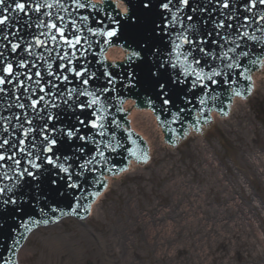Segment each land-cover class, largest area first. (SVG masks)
Returning <instances> with one entry per match:
<instances>
[{"label":"bare ground","instance_id":"6f19581e","mask_svg":"<svg viewBox=\"0 0 264 264\" xmlns=\"http://www.w3.org/2000/svg\"><path fill=\"white\" fill-rule=\"evenodd\" d=\"M262 76H264V68L258 73L257 79ZM131 117L134 126L147 135L152 143L155 139L147 129L150 124L163 138L162 131L156 125L155 116L150 111L134 109ZM209 126L212 128L213 124ZM204 149L209 151L207 147ZM213 152L216 153L217 150L210 148L211 156L196 159L203 162L202 165L193 162L197 166L192 167L187 164L184 169L174 166L173 170L169 171L168 177L164 176V181L168 179L169 182L165 184L163 190L158 189L161 188L158 186L156 194L151 193V196L144 192L131 191L124 196L123 200L126 199V202L122 204L121 209L111 206L108 209L109 213H105V223L108 226L105 225L103 228L106 230L96 231L98 232L96 237L90 239V247L99 253L103 261L101 264H142L144 261H137L136 254L143 250L139 247L140 243L145 245L148 242H151L150 250L152 249L159 257L158 264H236V258L243 260L248 257L251 262L259 261V264H264V239L257 229L258 221L264 234V214H261V208L253 202L251 195L246 193L244 184L240 182L238 176L230 180L232 166L227 164L226 168L220 167L212 156ZM246 153L250 154L249 164L258 175L253 179L262 188L264 187V153L259 152L254 146L246 150ZM132 168L134 169L135 166L132 165L130 170H133ZM125 174L116 176L115 179ZM164 193L170 195L172 200L181 201H175L174 207L178 208L174 213H169V210H164L165 208L161 206L163 202L166 203L163 199L168 202L170 200L163 197ZM155 195L159 199L158 202L149 200ZM103 197L101 195L98 198L97 205ZM240 198L244 200L241 201ZM163 210L167 211L171 218L163 219V227L151 236L149 228L152 226L148 228L145 224H152L153 214ZM177 224L183 226L185 231L189 229V232L183 236L182 228L179 227L172 235ZM142 229L145 232H141ZM34 232L21 248L19 256ZM106 233L109 234L107 238ZM248 235L251 237L250 241L247 239ZM169 236L174 240L177 239L176 241L184 239V243H189L183 245L180 242L178 245H172ZM209 241L212 243L209 244ZM249 243L253 246L254 254L246 252V245ZM158 247H160L159 251ZM87 250L89 249L78 247L73 238L63 232L55 236H46L41 248L43 255H59L57 259L49 260L48 264L80 263L84 259V253H89Z\"/></svg>","mask_w":264,"mask_h":264},{"label":"snow or ice","instance_id":"6c2138e0","mask_svg":"<svg viewBox=\"0 0 264 264\" xmlns=\"http://www.w3.org/2000/svg\"><path fill=\"white\" fill-rule=\"evenodd\" d=\"M152 3V0H141V4L143 9L149 10L150 5ZM178 3L180 6L186 8L189 6V0H178ZM5 4V0H0V6H3ZM76 8L77 9H84L88 5L85 3H81L80 0H75ZM173 4V0H166V2H162L159 7L163 9L166 12L171 13L170 21L167 23H164L162 25H156L157 28L160 29L159 34H168L171 35V32H169V29L174 28L177 24H180L181 27H183V23L178 16V12H180L182 9L181 7H178L176 11H173L170 5ZM259 4L264 5V0H259ZM223 8L227 9L229 8L228 0H223ZM45 7L51 8L53 7L52 4H46ZM91 7L93 9H96L98 6L95 4H92ZM257 7L256 0H252L251 5L246 9L247 11H252V9ZM20 12L27 15L26 12V4L23 2H15L14 6H7L4 7L3 13H0V25H6L9 22V16L4 14L7 12ZM34 11L41 12V6L39 4L36 5ZM102 11V9H101ZM193 12L196 11V9H192ZM99 14V13H98ZM127 15V10L126 13ZM60 21H63L64 17L60 16L57 18ZM83 21L87 22L89 17L88 16H82L80 17ZM187 19L191 21L193 19L192 16H188ZM231 19V18H230ZM247 20V17L245 18ZM107 20L112 25L119 26L120 21L118 19H115L111 16L107 17ZM260 21L264 22V16L260 17ZM96 23L101 25V28L93 29L91 27H87V31L93 35V36H103L107 39L104 41V43H108L111 41L113 37H116L118 34V28L117 27H110L109 24H106L103 19L96 21ZM71 28L74 30L73 36L68 37L66 35L65 27H60L56 22H50L47 24H40L37 25V27H47L49 29L55 30L56 33H58L60 40L63 42V44L67 45L70 49H76L77 46L81 45L83 37L80 35H76L75 33H78L81 31L80 26L77 24L75 20H72L70 22ZM231 27V25H228ZM216 27L223 28L224 22H219ZM41 35H45V33H41ZM209 36L212 35V33H208ZM219 35V33H217ZM244 36H248V33H243ZM7 39V37H5ZM50 39L55 42L57 40V35H51ZM249 39L256 40V37H249ZM179 41V42H177ZM170 43L172 45V51L169 53L168 58L166 60L160 61L155 65L156 71L151 72V76L154 78L155 83L159 85V88L161 91L157 93L158 98L161 99L162 105H168L170 104L171 100L168 97V93L166 91V85L169 82L167 77V67L166 65H170L172 69H177L178 67L181 69V72L176 76V82L183 84L186 82V80H181L180 75H183L185 78L188 77H194L191 81V88L196 89H208L209 85H218L220 83L219 80H217V77L227 76V73L222 72V70H218L216 68H212L209 72L205 73L203 69L197 70V67H194L193 65L199 66L201 64V60L197 59L194 56L195 52L202 53L204 57H207L209 59H222V60H229L232 61L233 58L228 55L229 52H235V48H229L228 51H225L222 56L217 57L213 52L207 51L204 47L205 44L208 43L207 40L201 39V40H193L190 39V37L184 33H177L175 35V39L170 40ZM212 43H216L213 41ZM36 44L38 46H42L44 44V41H41L39 38L36 39ZM188 46V50L184 51V46ZM91 45L89 44V48ZM239 45H237V48ZM20 48L19 44H12L11 45V51L16 52L17 49ZM26 52H28L29 55H31V45L25 49ZM88 49H84L80 52V56L84 57L86 56ZM159 48H156L153 52V55H156L159 53ZM49 55H51V50L49 52ZM173 55L175 56V60H173ZM242 57L247 58L249 53L243 52L240 54ZM3 56V53H0V57ZM57 56L60 60L65 61V63L60 64L59 67L66 71L70 72L74 78L79 79L80 84L85 86L83 88L79 87H73L71 89H67V99H63V103L69 105L70 108L75 111V109H79V114L75 116V120L79 126L76 125H70L67 128L60 127L57 128L55 125L52 127H49V122L58 119V116H54L50 109L52 108H58L60 105L52 102L50 103L48 100L45 99V96L51 97L52 101H55L58 98L63 97V92L60 90V85L57 84L55 81H62L65 83L70 82L69 76L64 75L63 73L57 75L56 73L52 72L51 69L53 65L49 63L47 65L48 76L54 77V80L47 81V84L50 85V88L46 91L44 85L41 83L40 79H37L35 81L36 86L40 93H44V95H39L38 98L33 99L31 96H29L27 99L30 101V103L27 105L28 108L32 109L34 112L37 113V116L40 120H43L44 123L39 128H32L29 127L28 129L24 130V136L27 137L30 132H38L39 136L42 137L40 141V146L37 147V145L34 143L32 147L36 149L35 153L33 151H27L25 148H19L20 153H25L28 159L26 160L27 167L21 168V160L16 159V145L11 144L8 139H4L0 141V149H5L6 146L13 149L10 154H0V161H12L14 165L16 166L15 169V175L20 179L23 180L26 177L31 178L33 180L40 179L41 176H45L47 174L46 178L49 180V182L53 185L57 184L59 181H64L67 188L72 190H78L81 188L80 180L83 177L85 180L87 179L85 176V173H92L95 172L97 169L95 168L96 164H101L102 167H106L109 165V157L106 155V151L110 152H116L118 148L123 147V145L120 143L119 140L116 138L115 132L111 134V140L108 143H105L102 139L97 140L96 136H99L101 138L107 137L109 135V125H115V127L119 128L120 124L119 122L113 117L111 120H109V111L108 107L102 102L101 96L105 93H111L112 91H115L116 84L118 82L117 76L113 71L109 70V66H105L103 72L101 75L105 78V84L110 85L111 87H102L95 91H89L87 86L89 85L90 81L96 77L95 72H90L89 68L85 65L80 68H77L74 66V60L77 56L76 51H72L71 54L68 52H64L63 55H60L57 53ZM43 59V57H40ZM191 58V60H190ZM144 57L142 56L141 51L133 50L129 53L127 60L129 64H133L136 61H142ZM206 62V61H205ZM0 63H3V60L0 59ZM35 65H33L34 67ZM19 67L26 68L28 67V64L21 60L19 62ZM112 68H115L116 65L110 66ZM228 70L238 69L241 67L240 63L236 62H230L227 63L224 66ZM163 70V71H162ZM19 73L14 72L13 64L7 63L3 68H0V93L6 92V89L3 87L5 84H12L13 79L15 77H18ZM36 77H40L41 73L37 71L35 73ZM29 80H32V76L27 77ZM135 79L134 72L127 73L126 77H121V82L125 83V86L131 87L133 85V80ZM161 81H164L161 83ZM225 82H228L225 80ZM236 81H231V83H235ZM17 83L22 86L23 82L17 80ZM55 89V91H53ZM25 91H34L30 89H25ZM99 93V94H97ZM239 95V93H237ZM73 96L76 97V99H73ZM80 97H90V99H87L86 101L80 100ZM17 101L20 100V97H16ZM71 101V103H69ZM205 101L203 99L200 100V103L203 104ZM148 103H153L152 100H148ZM42 105V106H41ZM17 107L24 109L26 107L25 103H18L16 105ZM89 110H91L89 112ZM183 111V109H181ZM41 112H44V115H40ZM83 117V118H81ZM179 119V113H176L173 115V122ZM27 123L29 125L33 124V120L29 119L27 120ZM21 127H23L21 125ZM82 129H92L96 130L95 135H85L82 133ZM7 131V129H5ZM57 135H60L64 137L65 141H81L83 142L81 146L76 149V152L80 155H74V156H68V155H57V151L60 149L58 148V139ZM35 140L36 138L33 137ZM95 144L96 145V151L95 155H92L91 158L85 159L82 163L77 164L76 162L82 159V156L85 152V145L86 144ZM135 143V141H133ZM19 144L23 145L25 144V140H20ZM62 147V145H61ZM129 155L136 156V151L129 149ZM140 158V157H138ZM143 162H147V155L145 154L143 157ZM74 165H76L74 167ZM4 165H0V167H3ZM91 166V167H90ZM77 168L80 169V171H77ZM108 171H112V167L107 168ZM3 178L6 180L12 179L11 176L7 174V172L4 173ZM13 192V187H7L5 189L4 187H0V195H2L5 191ZM77 200H79V197H76ZM3 203L5 205L12 204L16 205L17 200L14 198H9L7 200H4ZM80 207L79 204H77V208ZM53 212L56 211L55 208L52 209ZM41 212H43V209H41ZM73 213L76 214V209H73ZM39 223V222H36ZM44 224L48 223V220H43ZM25 227H27L25 225ZM31 229H29L30 231ZM18 242V241H17ZM8 264V262H6Z\"/></svg>","mask_w":264,"mask_h":264},{"label":"rangeland","instance_id":"374dc122","mask_svg":"<svg viewBox=\"0 0 264 264\" xmlns=\"http://www.w3.org/2000/svg\"><path fill=\"white\" fill-rule=\"evenodd\" d=\"M255 92L254 95L251 96L250 101H238L228 119H217L213 127L210 128L204 134V136H191L176 148L166 147L160 137V134L155 131V127L151 124L148 125L147 129L152 134V138L155 139L153 141V158L151 162L147 164V166L137 167L124 176L114 180L111 185V189L106 193L104 199L96 206L94 215L86 222L69 218L64 220L60 225L36 231L31 236V238H29L28 243L21 254L22 263L48 264L47 262L49 260L53 261L57 259L59 255H43L41 248L46 236H55L61 232L66 233L68 236L73 238L78 247L83 248L84 250L85 248L89 249L87 250L89 253L85 252L84 259L77 264L103 263L99 253L90 247V239L96 237L98 232L106 230V228L103 227L105 225L108 226V224L105 223V213H109L108 209H110L111 206H117V209H121L122 204L126 202V199L123 200V198L128 192L139 191L152 196L151 193L156 194L155 191L158 186L161 187L158 189L163 190L165 184L169 182L168 179L164 181V176L167 175L168 177L169 171L173 170L174 166H179V168L184 169L187 164H190L192 167L197 166L193 162H196L198 165H202L204 163L197 161L196 159H204L205 157L211 156L209 153L210 148H215L217 150L216 153H212L216 164L222 168H226L227 164L232 166V176L230 177V180H232L235 176H238V178L241 180L240 182L244 184L246 193L251 195L253 202L259 205L261 208V214H264V187L261 188L257 181H254L253 178H256L258 175L249 164V161L251 160L250 154H245V151L252 149L253 146L254 148L258 149L259 152L264 153V114L259 117L251 107V103L257 105L258 103L262 102V108L264 109V76L258 79V85ZM205 147H207L209 151H206L204 149ZM179 195L181 196V194ZM163 197L170 198V203L163 199V201L168 204L160 201L163 202V204L160 205L165 208L164 210H169V213H174L175 209L178 208L177 206L174 207L175 201H181L179 199L172 200L171 196L167 193H164ZM149 200L156 202L159 201L156 195L154 197H150ZM240 200L243 201L244 199L240 198ZM164 210L158 212L157 214L154 213L153 216L151 215L154 221L152 224H145V227L148 228L149 226H152L149 228L151 236L154 232L158 233L159 229L163 227V219L166 220L167 218H171V215L167 214V211ZM127 218L129 220V216H127ZM180 224H177V227L172 235L176 233V230H178L179 227L182 228L181 230L183 232V236L189 232V229L185 231V228ZM148 228L144 229L147 230ZM257 229L264 239L263 230L259 227L258 221ZM143 231L144 230L142 229L141 232ZM105 236L107 238L109 234L106 233ZM141 236L145 238L144 235ZM169 239L173 243L172 245H178L180 242L183 245H188L189 243H184V239H178V241H176L177 239L174 240L172 236H169ZM247 239L250 241L251 237L248 235ZM150 243L151 242H148L145 245L140 243L139 245V247H141L143 250L139 249L140 252L136 254V260L144 261L142 264L159 263V257L157 253H154V251H152V249L150 250L149 248ZM211 243L212 241H209V244ZM246 247V252L249 251V253L254 254V249L251 243L247 244ZM159 249L160 247H158V251ZM149 250L150 252L148 253L147 257H145ZM130 259L132 258H129V260ZM235 263L259 264L260 262H251L248 257L243 260L236 258Z\"/></svg>","mask_w":264,"mask_h":264},{"label":"water","instance_id":"95a60500","mask_svg":"<svg viewBox=\"0 0 264 264\" xmlns=\"http://www.w3.org/2000/svg\"><path fill=\"white\" fill-rule=\"evenodd\" d=\"M126 6V4H124ZM124 7V6H123ZM171 13H168L167 16H169ZM137 15H135V17H133V21H127L125 23V27H126V32H132L131 35L133 36V32L136 33V35L141 36L142 37V41H140L139 39H137V42L134 41L135 45L139 48V50L141 51L142 55L146 54V55H152L153 58L156 60V62H160L163 60H166L168 58L169 53H171L172 51V45H168V47H170L171 49L166 48L165 50H162L161 47H165L167 46V42L165 39H160L159 37V33H155V30L157 29L156 25H160V23H156L155 20L153 18H149L148 16L144 18V21L137 19ZM183 23V28L184 31L187 32V30L191 31V33H193L194 38L193 40H197L198 41V35L204 34L205 35V40L209 41L210 43H212L213 41H216V39L211 35L209 36L208 33H211V29H210V24H206V26H198V25H192L191 22L186 19L185 21L182 20ZM144 24H149V27L147 29L144 28ZM111 26V24H109ZM180 24H178V28H179ZM247 29H250V27H245ZM174 30V29H173ZM183 30V29H180ZM172 32V34L176 35L177 33H179V31H169ZM168 35V34H165ZM128 40L132 39L130 37V34L127 35ZM136 39V38H135ZM134 39V40H135ZM133 43V40L131 41ZM216 43H212L213 45ZM3 45L4 48H7V44H5L4 42L1 43ZM156 48H159V53L156 55H153V52ZM219 48L221 49V47H217L218 50H215V46L213 47L212 50H209V48H206L207 51L213 52L217 57L222 56ZM222 51V50H221ZM225 51H228L227 49ZM125 51H123L121 49V46H116V47H112L109 51V53L107 54V57L109 59V62H111L112 60L121 62L124 60V56H125ZM195 57L196 58H203V54L199 53V52H195ZM174 60H175V56H173ZM219 59V58H217ZM142 62H145L144 59L142 60ZM167 67H169L167 69V77L172 79V83H167L166 85V91L168 92L170 89L176 91L177 93H183L185 94V92L183 90H185V88L187 90L188 86H186L188 83H183L180 84L178 82H176V78L171 77V73L173 72V70L170 67V65H167ZM146 71V69H145ZM163 71V70H162ZM181 69L178 68V71H176V73H180ZM175 75L177 76L178 74ZM190 78V77H188ZM188 78H185L183 75H180V79L181 80H186ZM188 81V80H186ZM164 81H161V83H163ZM155 83V80H154ZM156 84V83H155ZM158 85V84H156ZM160 89V88H159ZM161 90V89H160ZM256 93V92H255ZM127 104H132L131 101V97L127 98ZM2 104H4V102H2ZM69 118L72 119L73 116L69 115ZM66 118L63 120V122H65ZM5 123L7 124V122L5 121ZM61 122H58V124H60ZM57 124V126L59 127V125ZM3 127L0 128V132L3 131ZM1 151H3L1 149ZM24 167H27V164L25 162ZM27 178V177H26ZM28 183L31 185V190L28 193H32V194H36V197L38 198L40 196L41 193L44 192V189L46 188L47 184H51L49 182V180L47 179V182H43L42 181V176L40 177V179L38 180H33L30 178H27ZM36 181V182H34ZM44 183V184H43ZM21 206H19L20 209ZM83 222V221H81ZM57 224V223H56ZM11 226H14V224L12 222H7L4 223V225L2 226V230L5 229V231H10L11 230ZM6 228H8V230H6ZM2 233V232H1Z\"/></svg>","mask_w":264,"mask_h":264}]
</instances>
